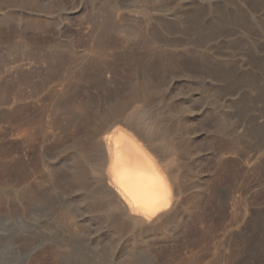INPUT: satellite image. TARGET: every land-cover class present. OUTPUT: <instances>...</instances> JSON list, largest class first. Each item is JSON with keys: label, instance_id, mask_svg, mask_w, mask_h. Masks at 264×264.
I'll list each match as a JSON object with an SVG mask.
<instances>
[{"label": "rangeland", "instance_id": "374dc122", "mask_svg": "<svg viewBox=\"0 0 264 264\" xmlns=\"http://www.w3.org/2000/svg\"><path fill=\"white\" fill-rule=\"evenodd\" d=\"M106 75H112L109 85L102 80ZM199 81L220 83L231 91L232 137L241 139L248 152L249 170L243 175L236 154L224 146L225 138L211 140L199 125L193 135L175 139L170 134L169 142L195 139L191 160L205 180L202 188L188 189L185 220L174 222L172 233H161L157 244L112 237L101 226L103 220L89 213L84 219L93 233L79 237L64 229L57 221L60 209L67 201L73 208L84 207L94 196L91 188L74 192L69 200L54 194L24 208L19 191L24 186L34 189L41 161L36 145L23 143L17 130L21 124L37 125L52 112L51 100L63 85L71 89L67 100L89 102V122L102 121L106 110L122 105L127 112L142 110L159 127L166 116L177 122L187 119L179 105L186 101V92L204 93ZM66 149L59 146L53 155L61 157ZM196 172L186 174V180L198 181ZM215 182L230 185V200L217 198ZM240 205L247 209L248 224L247 251L242 253ZM190 262L264 264V0H0V264Z\"/></svg>", "mask_w": 264, "mask_h": 264}, {"label": "bare ground", "instance_id": "6f19581e", "mask_svg": "<svg viewBox=\"0 0 264 264\" xmlns=\"http://www.w3.org/2000/svg\"><path fill=\"white\" fill-rule=\"evenodd\" d=\"M86 66L88 67V65H85L84 67ZM84 67L82 68L84 69ZM108 67L109 66L107 65V68ZM183 67L191 70V72L193 69L197 70L196 67L191 65H184ZM140 71L142 70L140 69ZM111 76H103L102 80L104 81V84L109 85L111 81H113V79L111 80ZM225 79L229 80L227 78ZM197 84L200 88H205L204 93L196 94L193 92H186L188 93L186 101H184L183 104L179 103L181 110L187 114V119L177 122L173 121L171 116H166L163 118L164 123L159 127L148 122L143 115L142 110L127 112L125 106L122 105H115L110 110H106L103 114L102 121H98L94 118L93 122H89V115L91 112L90 106H88L89 102L86 103V101L80 99L81 97L79 98L80 100H67L69 97L67 98L65 95L68 93L67 90L71 89L65 88L64 85L59 90L56 89L58 93H56L57 95L51 100L52 112H49L46 116L47 113L45 111L46 114L44 113L45 118H42V123L37 121V125L31 124L29 125L30 127L21 124L17 130L16 135L23 143L27 142L28 144L30 140L36 145L34 146L36 148V151L34 152L37 153V156L41 161L40 170L37 172L38 174L33 184L34 189L29 186H24L19 191V198H21L20 201L24 204V208H27L28 203L31 204L35 200L37 202L45 201L49 197L52 198L51 196H54V194L57 195V197L64 196L65 199L69 200L70 198L68 199V196L74 192H82V190L85 191L91 188L94 196L92 197L91 202L84 204V207L79 206L73 208L69 205L70 201H67L63 207L60 206L62 208L60 209V213L58 212L59 215L57 221H59V224L64 229L69 231L72 235H79V237L80 235L86 236L93 233V230L90 228L91 225L84 219V215L89 213L91 216L92 214H95V217L103 220L104 225L101 226L104 227L106 232L112 237L119 238L126 236L132 244L137 242H147L152 246L157 244L158 238H161V233H172L175 229L172 228V224L174 222L181 223L185 220V201L188 189H190V187L195 188L196 190L199 189L202 186L201 180L204 179V175H202L203 171L200 168L195 169L193 167L194 161L191 160L192 154L196 151L195 146H193L194 151H191V142L195 141V139L189 138L185 142H169L168 136L170 134L177 135V137H174L175 139H177L178 136H187L195 132V124L199 125L201 126L200 131L204 130L211 140H215L218 137L225 138L224 140H226L227 145L224 146H226L230 152L236 154V160L242 169L243 175L249 170L248 163L250 156L249 154L247 155L248 152L246 153L245 149L241 147V139L232 137L236 127L234 128L232 122V118L234 117H232L233 103L230 97L232 94H230L231 91L229 92L225 86H220L222 85L220 83L219 85L199 81ZM74 85L75 83L73 86ZM120 85L122 86V84ZM73 86L72 90L74 91L76 87L73 89ZM122 87H124V85ZM117 88L119 89V87ZM230 89L231 88H229V90ZM69 93L71 92L69 91ZM99 96L101 95H98V97ZM83 97H86V95ZM87 98L86 100H88ZM95 104H97L96 100ZM95 104L93 103V105ZM246 106L247 104L245 105V108ZM50 113H52V115H50ZM243 118H245V116ZM188 119L192 122L188 123ZM62 145L67 148L66 151H64V155L61 157L54 156L53 152ZM223 152H225V150ZM223 161L227 160L225 159ZM214 167L215 166H213V169ZM194 170H196V173H199L198 175H201V177L198 178V181L188 182L185 178L186 174L191 173ZM241 179L244 178L241 177ZM213 180L214 179H212V181ZM219 182L212 185V190L215 195L218 196L217 198L222 197V203H225L228 199L230 200L232 196L228 189L230 188V185H227L228 188L225 185V188L223 187L224 184L222 185ZM212 190L210 192H212ZM10 196L11 201H13V197H15L14 193H11ZM52 203L50 201V206H52ZM221 205L223 206V204ZM220 208L222 207L220 206ZM240 211L241 212H238L241 216L239 231L240 242L238 241V243H240V251L242 253L245 252V249L247 251L246 227L248 224L246 220V207L242 206ZM235 215L234 217L236 218ZM238 216L239 215H237V217ZM232 219L231 222L233 221ZM227 236L229 237V235ZM237 239L239 240V237ZM208 245H210V242H208ZM205 247L207 248V246ZM146 252L151 259H154L155 254L153 251L147 249ZM194 254L197 253H193V255ZM230 254L231 253L227 252L226 256L231 257ZM240 258L242 259V257ZM186 264H191V262Z\"/></svg>", "mask_w": 264, "mask_h": 264}]
</instances>
